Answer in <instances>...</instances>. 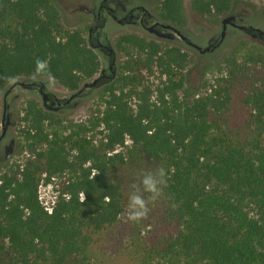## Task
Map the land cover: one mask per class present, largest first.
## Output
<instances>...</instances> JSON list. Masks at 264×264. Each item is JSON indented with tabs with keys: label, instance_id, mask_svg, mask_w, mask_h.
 Returning a JSON list of instances; mask_svg holds the SVG:
<instances>
[{
	"label": "trees",
	"instance_id": "16d2710c",
	"mask_svg": "<svg viewBox=\"0 0 264 264\" xmlns=\"http://www.w3.org/2000/svg\"><path fill=\"white\" fill-rule=\"evenodd\" d=\"M156 1L161 21L185 26L184 0ZM241 1L189 6L220 17ZM60 16L53 0H0V93L13 85L8 77L47 79L34 75L39 58L72 93L65 104L82 97L100 60ZM116 47L128 60L89 87L101 90L93 119L64 127L25 103L19 134L30 158L0 176V264H89L95 238L125 212L118 172L136 162L167 175L145 237L131 231L140 264H264V47L227 61L226 74L200 91L185 87L180 47L134 34ZM153 70L163 80L152 89L141 72ZM42 175L63 179L50 214L38 199Z\"/></svg>",
	"mask_w": 264,
	"mask_h": 264
},
{
	"label": "rangeland",
	"instance_id": "374dc122",
	"mask_svg": "<svg viewBox=\"0 0 264 264\" xmlns=\"http://www.w3.org/2000/svg\"><path fill=\"white\" fill-rule=\"evenodd\" d=\"M95 0H53L54 4L60 11L61 23L69 30H79L86 40L88 30L84 20L87 18L81 12L75 10L76 7H90ZM98 1V0H96ZM68 2L72 3L74 7L68 6ZM190 0L183 1V11L185 16V26L177 28L179 33L188 40L195 43L202 49L207 47V42L211 44L220 42V45L206 54H200L195 49L183 46L176 43L186 54L187 63L183 71L185 87L192 91H200L205 83L212 81L215 78L224 76L227 71V61L235 60L237 62L242 60V56L248 52H257L264 47V41L258 40L247 33L234 31L231 27H227L224 31V36L220 39L221 34V20L229 15H238L244 21L240 24L245 27H252L253 29L264 32V0H242L237 5L235 12L226 16H198L193 13L189 6ZM109 32L113 30L111 26ZM129 30H124L117 33L132 34ZM136 34V33H135ZM116 33L112 32L111 41L115 43L117 40ZM147 40H155L143 34H137ZM176 41H179L177 38ZM162 46H175L174 44L158 41ZM118 59L113 65L116 71L119 67L128 60V58L119 51ZM107 69V67H105ZM144 84L150 86L152 89L161 81L159 73L153 70L149 75L146 71L141 72ZM97 75L94 77L96 78ZM93 78V79H94ZM86 81L90 84L92 80ZM44 86L45 90L54 95L60 102L69 100L72 93L61 87L57 82L51 86L47 79H37ZM35 80H17L16 86L11 88V91L4 98V94L8 88L0 93V131L2 128L1 115L3 106L10 121L9 135L14 140L13 153L8 160L3 159V153L0 151V176L4 173H9L15 170L17 165H23L29 158L30 154L23 149L22 139L20 138V130L23 123L20 121L23 115L25 103L33 100L37 105L45 111L52 113L62 123V126L68 127L69 124L86 123L93 119L102 110L101 90H91L86 88L80 99L73 100L72 105L54 106L52 110L44 106L41 96L37 90L27 89L24 86L31 84ZM101 129H97L100 131ZM95 136V143L102 138V136L92 133ZM129 144V143H128ZM152 169L146 162L129 163L121 168L118 172V179L122 184V191L124 196L125 207L127 204L128 188L132 182L139 181V174L144 169ZM63 179L55 177L49 183L44 182V176L38 186V199L40 204L44 207H52L58 190L60 182ZM146 195V194H145ZM158 206V199L149 202V211L146 217L139 222H130L126 218L125 212L120 216L118 223L112 228L106 229L100 233L95 239L96 242L90 249L88 254L89 264H140L139 255L136 254L131 238V231H134L140 238H144L147 230L143 225L150 221L153 213L156 212Z\"/></svg>",
	"mask_w": 264,
	"mask_h": 264
},
{
	"label": "flooded vegetation",
	"instance_id": "af4514ba",
	"mask_svg": "<svg viewBox=\"0 0 264 264\" xmlns=\"http://www.w3.org/2000/svg\"><path fill=\"white\" fill-rule=\"evenodd\" d=\"M68 6H70V8H75V6L69 2ZM157 6L158 4L156 0H95L90 7L79 6L75 8L76 11L81 12L87 16V18L84 20V23L86 24L88 30L87 38L85 41L86 44L94 50L100 60V71L97 74L96 78H100V76L105 73V67H107V69H109L112 74H115L118 71H116L113 66L118 59L119 52L118 48L116 47V41L115 43L111 41L110 35L112 32L116 33V39L124 35H117V33L122 32L126 29L134 32L132 33L134 35L141 33L147 37L154 38V41L156 42H168L174 44L175 46H177L176 43H179V46L180 44H184L187 47H190L187 45V39L186 41H183L172 29L162 28V26L168 25L179 31L175 26L165 23L158 18ZM83 8L85 10H83ZM234 16L236 17V20L227 24L226 28L231 27L239 29L238 26H241L240 24L244 23V21L242 23L237 21V18L239 17L238 15L234 14ZM111 26L113 27V30L109 32L108 29ZM252 32H254V34H251L252 37L255 36L257 39H261L262 41H264V35L259 36L257 32ZM177 38L179 39V41H176ZM208 45H215V43L211 44V41H209L207 42V46ZM34 80L35 81H33L31 84L25 85L24 87L30 90H37L41 96L43 105L46 106L48 104L47 108L49 110H52L54 106L59 107L60 105H67L65 103L68 100L64 102L58 101V99H56L54 95L48 93L45 90V86L40 81H38L37 79ZM85 84L86 83H84V85ZM13 86H16V83L8 87V94L10 93ZM8 89L6 91H8ZM8 94H4V98ZM44 94L47 95L46 100H44L43 98ZM53 102L54 104H52ZM1 123L2 128L0 131V151H2L3 153V159L8 160L10 157L8 159H5V149L9 146L10 142L13 141L11 152L12 155L15 143L9 135L8 130L10 121L6 115L5 106H3L2 110Z\"/></svg>",
	"mask_w": 264,
	"mask_h": 264
},
{
	"label": "clouds",
	"instance_id": "9594fccd",
	"mask_svg": "<svg viewBox=\"0 0 264 264\" xmlns=\"http://www.w3.org/2000/svg\"><path fill=\"white\" fill-rule=\"evenodd\" d=\"M34 75H45L51 86L55 77L48 71L47 61L37 58L34 61ZM9 84L15 83V77H8ZM167 175L163 167L144 169L139 181L132 182L128 188L126 218L130 222H139L149 211V202L158 199L166 186ZM146 194V195H145Z\"/></svg>",
	"mask_w": 264,
	"mask_h": 264
},
{
	"label": "water",
	"instance_id": "95a60500",
	"mask_svg": "<svg viewBox=\"0 0 264 264\" xmlns=\"http://www.w3.org/2000/svg\"><path fill=\"white\" fill-rule=\"evenodd\" d=\"M83 10H85V9L83 8ZM235 20H236V17L234 15H229V16H227V17H225L224 19L221 20V26L222 27H221L220 39H222L223 36H224V31L226 30L227 24H229V23H231V22H233ZM237 21L238 22H241V23L243 22V20H242L241 17H238L237 18ZM162 28L163 29H172L178 35V37L181 40L186 41V38L184 36H182L176 29L172 28L171 26L164 25V26H162ZM238 28L240 30H248L249 29L250 31H255V32L258 33L259 36L264 35V32L259 31V30H256V29H253V28H250V27L247 28V27L241 25V26H238ZM253 37H255V36H253ZM220 42L221 41H219L216 45H208L207 47H205L203 49L200 48V47H198L197 45L189 42L188 40H187V45L190 46L191 48L195 49L196 51H198L200 54H204L206 52H209V51L214 50L216 47H218L220 45ZM98 79H99V77L93 79L90 84H85L84 87H92L98 81ZM8 92H9V89H8V91H6L5 94H8ZM43 98H44V100H46L47 95L44 94L43 95ZM52 104H54V102ZM12 146H13V141H11L10 144H9V146L6 147V149H5V159H8L10 157L11 152H12Z\"/></svg>",
	"mask_w": 264,
	"mask_h": 264
},
{
	"label": "built area",
	"instance_id": "2783aa9c",
	"mask_svg": "<svg viewBox=\"0 0 264 264\" xmlns=\"http://www.w3.org/2000/svg\"><path fill=\"white\" fill-rule=\"evenodd\" d=\"M44 210H45L48 214H50V213H51V210H52V207L44 208Z\"/></svg>",
	"mask_w": 264,
	"mask_h": 264
}]
</instances>
